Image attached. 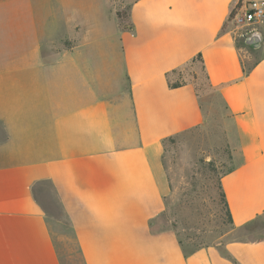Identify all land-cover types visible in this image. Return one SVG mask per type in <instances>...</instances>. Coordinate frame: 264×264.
<instances>
[{
    "label": "crops",
    "instance_id": "crops-1",
    "mask_svg": "<svg viewBox=\"0 0 264 264\" xmlns=\"http://www.w3.org/2000/svg\"><path fill=\"white\" fill-rule=\"evenodd\" d=\"M249 1L0 0V264H74L67 233L79 264H264V20L225 26ZM199 55L237 157L226 241L186 255L151 222L165 141L205 122L170 85Z\"/></svg>",
    "mask_w": 264,
    "mask_h": 264
},
{
    "label": "rangeland",
    "instance_id": "rangeland-1",
    "mask_svg": "<svg viewBox=\"0 0 264 264\" xmlns=\"http://www.w3.org/2000/svg\"><path fill=\"white\" fill-rule=\"evenodd\" d=\"M237 44L245 48L242 36L237 37ZM170 82L193 83L205 122L165 141L162 162L168 190L164 210L151 222V228L173 231L183 251L191 254L201 248L221 246L226 241L231 224L219 180L232 167L237 154L227 113L199 60L185 66ZM66 237L71 248L63 251V256L75 264L79 254L71 234L67 233Z\"/></svg>",
    "mask_w": 264,
    "mask_h": 264
},
{
    "label": "built area",
    "instance_id": "built-area-1",
    "mask_svg": "<svg viewBox=\"0 0 264 264\" xmlns=\"http://www.w3.org/2000/svg\"><path fill=\"white\" fill-rule=\"evenodd\" d=\"M233 8H236V12L232 20V29L246 30L251 25L264 20V6L259 1L251 0L245 6L237 2ZM245 34L247 35V32H244L240 36Z\"/></svg>",
    "mask_w": 264,
    "mask_h": 264
},
{
    "label": "trees",
    "instance_id": "trees-1",
    "mask_svg": "<svg viewBox=\"0 0 264 264\" xmlns=\"http://www.w3.org/2000/svg\"><path fill=\"white\" fill-rule=\"evenodd\" d=\"M236 8H237V7H236ZM236 8L231 9V11H230V13H229V16H228V18H227V21H226V23H225V26H226V27H231V28H233V27H232V20H233L234 15H235ZM118 14H120V13H118ZM243 44H244V43H243ZM237 45H238V44H237ZM244 46L248 48V46H246V45H244ZM248 49H251V47L248 48ZM197 59H198L200 62L202 61L200 55L197 57ZM170 83H171V82H170ZM170 85H171V87H178V86L181 85V83H171ZM220 192H221V198H222L223 203H224V207L226 208L227 216H228L229 221H230V223H231V217H230L229 211H228V209H227V204H226V202H225L224 195H223L222 190H221V186H220ZM153 230H154V231H157V230H155V229H153ZM179 243H180V242H179ZM184 253H185L186 255L189 254V253H186V252H184Z\"/></svg>",
    "mask_w": 264,
    "mask_h": 264
},
{
    "label": "water",
    "instance_id": "water-1",
    "mask_svg": "<svg viewBox=\"0 0 264 264\" xmlns=\"http://www.w3.org/2000/svg\"><path fill=\"white\" fill-rule=\"evenodd\" d=\"M244 45L253 49H258L261 45L262 35L259 31H253L249 35L242 36Z\"/></svg>",
    "mask_w": 264,
    "mask_h": 264
}]
</instances>
